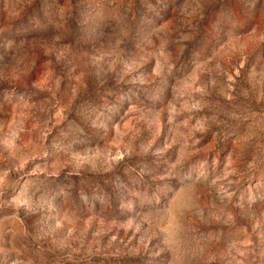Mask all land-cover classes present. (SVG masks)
<instances>
[{
	"label": "rangeland",
	"instance_id": "rangeland-1",
	"mask_svg": "<svg viewBox=\"0 0 264 264\" xmlns=\"http://www.w3.org/2000/svg\"><path fill=\"white\" fill-rule=\"evenodd\" d=\"M0 264H264V0H0Z\"/></svg>",
	"mask_w": 264,
	"mask_h": 264
}]
</instances>
